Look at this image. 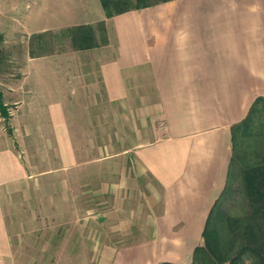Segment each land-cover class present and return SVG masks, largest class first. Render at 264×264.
I'll use <instances>...</instances> for the list:
<instances>
[{"label": "crops", "instance_id": "obj_1", "mask_svg": "<svg viewBox=\"0 0 264 264\" xmlns=\"http://www.w3.org/2000/svg\"><path fill=\"white\" fill-rule=\"evenodd\" d=\"M105 31L107 43L84 52L88 74H75L65 53L48 55L32 62H46L45 89L26 85L27 77L9 87L15 108L12 137L0 134V264H15L7 196L33 176L14 149L17 128L37 131L35 140L68 162L73 100L83 131L98 99L125 103L136 119L131 128L147 127V139L116 154L147 195L125 224L115 222L125 239H115L108 264H192L202 243L229 178L232 127L264 98V0H165L114 15Z\"/></svg>", "mask_w": 264, "mask_h": 264}, {"label": "rangeland", "instance_id": "obj_2", "mask_svg": "<svg viewBox=\"0 0 264 264\" xmlns=\"http://www.w3.org/2000/svg\"><path fill=\"white\" fill-rule=\"evenodd\" d=\"M98 1L101 15L94 0H0V106L3 101L7 104L0 107V114H4L0 134L13 135L15 106L8 99L9 87L25 77L26 85L37 81L44 89L47 86L46 62L33 61L65 53L75 74L79 70L87 73L84 66L90 56L84 53L87 49L74 47L73 32L89 26L95 42L101 44L105 23L114 13L141 4L140 0H110L112 4L104 9ZM95 102L87 112V123L91 124L83 131L81 116L77 115L79 101L73 100L76 107L68 162L59 161L61 155L66 159V154L48 147L47 140L37 142L35 134L41 136L37 131L17 128L14 149L33 176L22 190L7 196L15 264H108L111 251L118 245L115 239L125 235L124 228L115 222L125 224L126 216L145 204L144 185L136 186L128 178L126 158L116 154L132 148L141 137L147 139V127L131 128L136 119L125 103L109 106L105 100ZM111 112L117 113L116 121ZM252 132L247 141L241 137L229 173L230 186L220 201V210L228 216L246 212L242 161L264 154V123L258 119ZM146 179L152 182L150 177ZM253 256L249 254L244 264H255Z\"/></svg>", "mask_w": 264, "mask_h": 264}, {"label": "trees", "instance_id": "obj_3", "mask_svg": "<svg viewBox=\"0 0 264 264\" xmlns=\"http://www.w3.org/2000/svg\"><path fill=\"white\" fill-rule=\"evenodd\" d=\"M100 1L104 9L112 4L110 0ZM140 1L139 5L119 8L114 15L165 0H155L152 3ZM113 4L119 5L115 1ZM102 36V43L97 44L92 29L89 26H80L71 35V41L76 49H90L107 43L105 28ZM258 119L264 123L263 97H257L246 117L232 127V157L229 173L241 137L245 141L252 137V127ZM242 165L246 189V212L240 216H228L220 210V201L230 186L227 180L225 189L208 213L202 231V243L194 249L192 264H244L249 254L254 255L252 260L255 264H264V154L261 158L242 161Z\"/></svg>", "mask_w": 264, "mask_h": 264}]
</instances>
